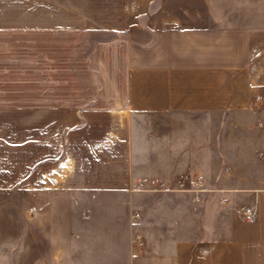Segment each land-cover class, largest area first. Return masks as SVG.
Returning a JSON list of instances; mask_svg holds the SVG:
<instances>
[{"label":"crops","instance_id":"1","mask_svg":"<svg viewBox=\"0 0 264 264\" xmlns=\"http://www.w3.org/2000/svg\"><path fill=\"white\" fill-rule=\"evenodd\" d=\"M0 264H264V0L0 4Z\"/></svg>","mask_w":264,"mask_h":264},{"label":"built area","instance_id":"2","mask_svg":"<svg viewBox=\"0 0 264 264\" xmlns=\"http://www.w3.org/2000/svg\"><path fill=\"white\" fill-rule=\"evenodd\" d=\"M191 185H188V182ZM197 180L191 175L180 176L177 179H158V178H141L137 182V186L140 189H150L155 191H185V190H195L198 186ZM221 202L228 203V197H222ZM259 213V195L255 192L253 200L251 203L247 204L242 212V218L247 222H253L257 219ZM142 236L140 233H136L134 236V241L136 243L142 244Z\"/></svg>","mask_w":264,"mask_h":264},{"label":"rangeland","instance_id":"3","mask_svg":"<svg viewBox=\"0 0 264 264\" xmlns=\"http://www.w3.org/2000/svg\"><path fill=\"white\" fill-rule=\"evenodd\" d=\"M33 2L37 3V2H42V1H46V3H50L52 2V0H32ZM21 0H0V4H13V5H20ZM246 206V205H245ZM243 206L241 211L243 210V208L245 207ZM3 250H5L8 253L12 254L13 259L16 258V255L20 249V243H16L13 247H3Z\"/></svg>","mask_w":264,"mask_h":264}]
</instances>
